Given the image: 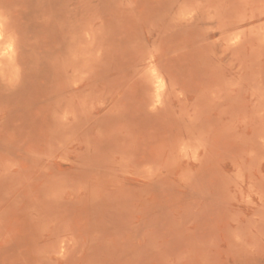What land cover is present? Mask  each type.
Instances as JSON below:
<instances>
[{"label":"rangeland","instance_id":"obj_1","mask_svg":"<svg viewBox=\"0 0 264 264\" xmlns=\"http://www.w3.org/2000/svg\"><path fill=\"white\" fill-rule=\"evenodd\" d=\"M0 264H264V0H0Z\"/></svg>","mask_w":264,"mask_h":264}]
</instances>
